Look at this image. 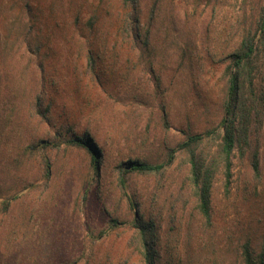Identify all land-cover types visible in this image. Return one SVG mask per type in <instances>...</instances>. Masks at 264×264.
<instances>
[{
  "label": "rangeland",
  "instance_id": "rangeland-1",
  "mask_svg": "<svg viewBox=\"0 0 264 264\" xmlns=\"http://www.w3.org/2000/svg\"><path fill=\"white\" fill-rule=\"evenodd\" d=\"M103 2L98 78L74 27L76 12L85 26L93 0H0V264H144L136 211L153 223L155 264H242L245 243L254 254L264 243V114L243 154L233 150L229 179L217 169L209 223L180 151L157 173L125 176L123 187L118 165L163 163L189 126L216 120L238 22L254 23L264 0H140L151 19L143 58L106 17L120 0ZM83 132L101 150L97 175L84 148L54 145L57 133Z\"/></svg>",
  "mask_w": 264,
  "mask_h": 264
},
{
  "label": "trees",
  "instance_id": "trees-1",
  "mask_svg": "<svg viewBox=\"0 0 264 264\" xmlns=\"http://www.w3.org/2000/svg\"><path fill=\"white\" fill-rule=\"evenodd\" d=\"M93 1L92 6L94 7L89 13L85 26L81 24L82 17L79 12H76L74 27L78 34L84 37L88 53V68L94 71V76L99 78L100 72L95 69L98 64V57L94 54V51L97 52L95 45L96 38H98L95 32H98L100 23L105 21V15L99 14L105 0ZM27 8L31 11L29 4ZM106 17L114 26L115 35L125 48L132 53L139 52L141 58L149 55L151 19H143L140 0H120L113 16ZM238 23L242 28V33L235 48L226 55L228 62L220 79L222 95L218 103L219 115L216 120L207 122V125H210L200 131H194L189 126L184 132V138L176 147L167 152L163 163H150L135 158L121 161L118 165L119 181L123 187L125 176L135 172L157 173L172 162L176 151H180L189 163V179L196 207L206 223L211 220L210 194L217 169L222 167L226 179H229L233 150L237 147L240 154H243L244 146L249 144L250 131L261 125L264 114V70L261 66L263 62H260V52L263 50L260 46L264 38V10H261L259 18L254 23L248 26L243 25L245 22L242 18ZM86 29L91 34L85 33ZM35 49L38 50L39 47ZM35 105L42 117L46 118L49 105L43 106L40 96H37ZM162 119L164 127L167 128V115L164 108H162ZM54 138L56 147H59L60 143H69L84 148L90 154L95 175L98 174L101 150L89 133L83 132L69 138H63L60 133H57ZM255 157L252 165L257 172ZM136 213L137 211L134 213V226L141 236L144 264H155L156 252L152 244L153 223L141 218L137 219ZM242 253V264H264V243L257 254H254L249 244L245 243Z\"/></svg>",
  "mask_w": 264,
  "mask_h": 264
}]
</instances>
